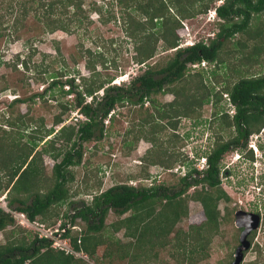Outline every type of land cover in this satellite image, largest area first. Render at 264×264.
Instances as JSON below:
<instances>
[{
    "label": "trees",
    "instance_id": "16d2710c",
    "mask_svg": "<svg viewBox=\"0 0 264 264\" xmlns=\"http://www.w3.org/2000/svg\"><path fill=\"white\" fill-rule=\"evenodd\" d=\"M86 1L0 0V7L5 4L2 9L5 14L10 15L16 7L20 9V13L12 22L13 32L22 27L23 19L27 15H32L42 23L44 32L53 33L60 30L72 34L85 29L91 23L89 15L93 11L98 12L100 20L104 22L102 9L93 3L85 10ZM213 2L214 0H113L109 3V11H119L125 17L124 32L133 43L132 59L139 68L144 66L145 69L136 75L127 87L117 86L112 84L116 75H102L97 69L98 67L108 70L111 66L117 69L115 60L108 61L106 56L91 48H84L83 44L79 43L76 46V56L83 60L88 75H79L78 83L74 82V78L60 82L58 76L53 75L49 77L51 81L48 86L36 97L43 98L44 94L53 88L58 86L62 90L66 85L68 89L64 93L74 94V107L83 115L84 121L60 128L57 136L46 140L48 146L38 153L35 149L44 137L53 132L52 129L35 127L32 129L33 133L28 136V143L23 144V132L28 127L24 120L25 113L20 112L15 119L8 116L1 122L0 132L5 139H0V173H4L6 182L0 183V192L8 191L7 206L12 211L23 213L30 221H35L38 217L46 219L52 207L65 202L69 198L68 168L80 164L83 155L82 144L101 138L105 120L112 119L114 114L111 113L124 103L139 105V115L144 112L138 125L139 136H135L133 142L144 139L152 144V150L146 153L144 159L146 165H160L171 169L177 161L172 151L181 141L176 134L177 122L173 120L181 116L198 115L197 110L204 102L209 101L210 96L217 102L224 92L227 93L235 113L231 118L223 114L219 119L224 121V126L234 129L235 136L227 140L216 138L206 155L207 167L202 172L191 169L185 173L180 178L179 189L154 184L141 188L127 184L114 185L96 194L89 204L81 202V206L73 207L75 214L70 217L71 222L80 218L86 223L81 244H77L76 237L71 242L75 251H83L89 258L93 257L101 246H105L104 259L111 264L116 259L133 264L141 258L144 262L140 264H145L148 260L157 259L159 250L167 248L175 264H197L206 257L212 236L217 232L221 221L229 215L226 210L225 215L221 217L218 209L219 202L227 203L230 200L221 188L220 161L228 151L246 148L248 138L258 134L264 127V74L240 76L233 83L224 80L228 82L221 87L220 92L213 95L205 89L201 74L190 76L196 85L187 79L188 64L202 61L221 63L225 53L224 47L234 36L246 35V40H264V23L255 24L254 31L252 27L256 23H253L254 20L258 23L259 18L264 16V0H223L215 8L220 20L215 38L207 45L198 42L192 47L179 48L181 21L197 14H206ZM70 11L72 14L67 15ZM158 43H162L164 51L175 50V53L164 66L155 69L156 64H153V67L149 61L155 56ZM236 44L243 50L246 46L241 39ZM252 48L253 55L244 54L243 57L248 61L245 63L247 67L252 65L255 55L262 53L263 46L256 44ZM34 53L35 50L31 48L26 59L23 57L19 60V56H16L15 60L19 61L26 71H37V66L33 65V69L28 66V59H31ZM72 59L76 63V59ZM63 64L66 65L64 60ZM231 69L239 73L235 67ZM221 79L223 78L212 74L213 83L219 84ZM178 82L184 85L176 89L173 85ZM200 89H204V93L197 95ZM169 91L174 94L175 100L165 104L164 111H158L155 106V113L143 109L144 100ZM98 92L102 93L100 98ZM87 98H90L89 102ZM22 103V99L14 98L9 107L13 108ZM59 106L62 114L55 118V125L63 122L62 115L67 112V105ZM216 115L214 112L213 116ZM162 121H166V124H162ZM144 126L150 127L148 133L143 132ZM166 130H170L167 139L159 140L158 133L167 132ZM57 140L69 147L55 148ZM42 153L49 154L54 161L61 157L53 164L50 178L44 175ZM247 157L253 159L251 150ZM139 177L148 179L149 174L144 172ZM198 186L200 189H196ZM191 187L195 190L190 194V198L200 203L205 220L198 225L189 226L187 231H175L177 223L188 214L187 202L182 200V196ZM109 212L118 219L106 225L105 219ZM128 212L131 213L121 218ZM14 224V217L0 208V231H5L7 227L13 228ZM120 230L124 231V236L130 241L124 244L114 237ZM103 231L106 234H103ZM255 232L251 234V240ZM9 236H6L7 243L0 246V264H86L71 254L52 250L49 239L34 236L27 242L24 238L14 239ZM67 236L68 232L63 235L64 238ZM260 253L261 250L258 249V257Z\"/></svg>",
    "mask_w": 264,
    "mask_h": 264
},
{
    "label": "rangeland",
    "instance_id": "374dc122",
    "mask_svg": "<svg viewBox=\"0 0 264 264\" xmlns=\"http://www.w3.org/2000/svg\"><path fill=\"white\" fill-rule=\"evenodd\" d=\"M112 1L87 0L84 3V9L88 10L89 5L94 3L96 7L102 9L104 14L102 20L104 22L100 20L99 13L93 11L89 15L91 23L88 26L85 25V29L78 30L72 34L60 30L53 33L44 32L42 23L38 22L32 15H27L23 19L22 27L17 32H13L11 28L12 22L14 17L20 13V9L16 7L10 15V13L5 14L2 9L5 4L0 7V124L8 116L15 119L20 112L25 113L24 120L28 127L23 132V144L28 143V136L33 133L32 129L35 127L39 128L42 126L46 129H52L53 132L48 137H44L43 141L38 144L35 149L37 153L43 147L48 146L45 141L51 140L55 135L57 136L56 133L60 128L84 121L83 115L74 107V94L64 93L68 89L66 85L62 88L63 93L57 86L52 91L44 94L43 98L36 97L48 86L51 81L49 77L53 75L58 76L60 82L74 78L76 83H78L77 78L79 75H88L83 60L81 57L76 56V46L79 43H82L84 48H91V50L104 55V57L106 56L108 61L115 60L118 66L117 69L112 66L108 70L98 67L97 69L101 71L102 75H116V80L119 83L113 82L112 84L117 86L127 87L132 79L145 69L144 66L139 68L140 66L135 64L132 59V56H134L133 43L124 32L123 23L125 17L119 11H109V3ZM221 1L223 0H214L209 10H213ZM71 14L72 11L67 15ZM204 15L202 13L197 14L192 18L181 21L182 30L180 28V34H185L187 30L190 33V37H195L196 41L200 40L208 43L212 40L208 36L217 34L219 23L209 22L211 20ZM255 21L256 23H254ZM253 23L254 31L256 29L254 27L255 24L258 25L260 23L261 25L264 23V16L259 18L258 23L257 20H254ZM188 38V36H185V39ZM240 39L241 42L246 44L244 50L243 48L239 49L236 44ZM246 39V35H236L230 39L224 47L223 61L221 63H209L207 70H191L187 65V79L194 82V79L190 76L201 74L204 86H206L205 89L209 90L211 95H213L220 92L221 87L226 82L233 83L240 76L263 75L264 40L261 42L260 39ZM256 44L263 46L262 53L258 56L255 55L251 62L252 65L247 67L245 63H248V61L243 58L244 54L253 55L252 47ZM31 48L35 50V53L31 59H28V66L30 68L33 65L37 66V71H26L20 62L15 60L16 56H19V60H22L23 57L26 59ZM181 48L184 49L185 47ZM174 53L175 50L164 51L162 43H158L156 54L149 63L151 65L156 64L155 69H158L164 66ZM72 58L76 59V63L73 62ZM63 60L66 65L63 64ZM232 67H235V70H238L239 73L232 71ZM213 73L223 78L219 80V84L213 83ZM194 84L196 85L195 82ZM183 85L184 83L178 82L173 86L178 89ZM203 93L204 89H200L197 95ZM98 96L100 98L102 93L98 92ZM220 96L221 99L217 102H214V97L210 96L209 101L204 102L202 107L197 110L198 115L181 116L179 119L173 120L177 122L176 134L179 135L181 141L178 142L172 151L177 161L171 169H165L160 165H146L144 159L146 153L152 150V144L144 139L138 140L137 143L133 142L134 137L139 136L138 125L140 124L141 116L144 114V112L140 115L138 114L141 109L140 106L130 103H124L122 107L117 106L114 112L111 113L114 114L112 119L107 118L104 122L102 137L83 143L81 146L83 155L80 164L68 168V178L70 179L67 184L69 198L62 204L52 207L46 219L38 217L35 221L44 225L45 230L50 229L53 232L58 228L57 225L59 223L61 224L59 229H62L63 224L66 225L67 221H71L70 217L75 214L73 207L81 206V202L89 204L96 194H100L114 185L127 184L136 188L150 186L149 182L144 181L146 179L139 177L144 172L149 174V177L151 175L156 177L152 181V184L156 186L164 185L169 188L177 187L176 189H179L180 178L184 173L195 169L201 158H206L217 137L227 140L235 136L234 129L224 126L222 124L224 121L219 119L223 114H227L230 117L231 108L226 98L228 96L227 93L222 92ZM14 98L22 99L23 103L10 108L9 104ZM86 100L87 102L90 101L89 98ZM174 100L175 96L170 91L161 93L144 100L143 109H148L150 112L155 113L153 109L155 106L158 111H164L165 104H169ZM59 104L67 105V112L62 115L63 122L55 125V118L62 114ZM214 112L217 113L216 116H213ZM161 123L165 125L166 121ZM149 130L150 127H143V132H149ZM129 131L130 133L128 134L127 132ZM166 131L158 133L157 137L159 140L165 141L167 139V133L170 130ZM0 137V139H5L2 132H0ZM54 146L57 149L69 147L62 144L59 140L55 141ZM250 146L258 147L257 158L252 150L253 159L247 157ZM41 159L44 175L50 178L53 164L58 162L61 157L54 161L49 154L42 153ZM220 168L221 188L229 196L230 200L227 203L219 202L218 209L221 217L225 215L226 210H228L229 215L221 221L217 232L212 236L206 250V257L197 264H230L233 262L234 253L240 244L239 237L242 231V229H238L235 226V213L237 211L259 213L261 216L259 228L255 230L252 240L251 234L253 232L247 237L250 248L244 252L241 264H264V127L258 134H253L248 138L246 148L225 153L220 161ZM4 182H6V176L4 173H0V183L4 184ZM196 189H200V186ZM194 190L191 187L182 196V200L187 202L188 214L177 223L175 231L179 229L187 231L189 226L198 225L205 220L200 203L190 198V194ZM7 192L5 190L0 192V208L9 212L11 208L7 206ZM130 213H126L121 218L127 217ZM117 219L118 217L109 212L105 219V224L109 225ZM20 222L21 220L17 218L13 228L7 227L5 231H0V246L7 243L6 236L8 234L10 238H24L27 242L31 241L34 236L38 237V233L36 234L34 229L23 227ZM71 223L78 225L82 231L69 230L70 240L74 237L81 238L86 228V223L83 220L81 221L80 218H76ZM102 233L106 234L104 231ZM123 233L124 231L120 230L114 237L125 244L130 239L126 238ZM63 238V236H55L54 233V241L61 244L64 240ZM54 241L51 240V243ZM70 246L73 248L71 241ZM50 248L56 250L52 247ZM258 249L261 250L260 257L257 255ZM104 250L105 246L98 247L94 256L88 257V260L83 259L82 256L84 254L81 252H76L77 254L73 255V257L83 260L86 264H111L108 263L107 259H104ZM63 252L66 254L65 251ZM141 262H144L142 258L136 260L133 264H140ZM164 263H176L169 256L168 248L159 250L157 259L148 260V263L145 262V264ZM113 264L128 263L125 260L116 259Z\"/></svg>",
    "mask_w": 264,
    "mask_h": 264
},
{
    "label": "built area",
    "instance_id": "2783aa9c",
    "mask_svg": "<svg viewBox=\"0 0 264 264\" xmlns=\"http://www.w3.org/2000/svg\"><path fill=\"white\" fill-rule=\"evenodd\" d=\"M220 4H217V6ZM205 17H207L208 19H210L211 21L209 22H215V21H220L217 17H216V12L215 9L213 10H208L206 12V14L204 15ZM185 35H189V32L186 30L185 34H181V36H185ZM214 36V34H213ZM195 41L194 40H186L184 42H182V45H191L193 44ZM190 68L192 70H196L197 68L200 67H206V62H201L200 64H190L189 65ZM90 99V98H89ZM207 167L206 164V160L202 159L200 162H198V164L196 165V168L200 171L204 170ZM170 171V170H169ZM185 175V173L183 174V176ZM155 176H150L148 179L144 180L145 182H149V185H152V181L155 179ZM8 213H10L15 220H17V218H19L21 220L20 225L26 226V228L28 229H34L36 231V234L38 233V238H45V239H50V241H54V233L55 236L58 235V237H62L65 233H67L68 230H77L80 231V227L76 224H72L71 221H67L66 225L62 228L59 229V227L61 226V224L59 223L57 225L58 228H56L53 232L50 229L45 230L44 225L42 224H38L36 221H30L27 216L23 213H19V212H15L10 210ZM60 231V232H59ZM63 242L60 244V242L54 241L51 243V247L54 249H58V250H62L65 251L66 253L69 254H74V251L72 249V246H70V238L69 237H65L63 238ZM69 245H68V243ZM78 243H80V240L77 241ZM84 259H88L87 255H83L82 256Z\"/></svg>",
    "mask_w": 264,
    "mask_h": 264
},
{
    "label": "water",
    "instance_id": "95a60500",
    "mask_svg": "<svg viewBox=\"0 0 264 264\" xmlns=\"http://www.w3.org/2000/svg\"><path fill=\"white\" fill-rule=\"evenodd\" d=\"M261 216L256 213L237 211L235 213V226L242 229L239 237V246L234 253V260L230 264H241L244 252L249 250L250 243L247 239L250 233L259 228Z\"/></svg>",
    "mask_w": 264,
    "mask_h": 264
},
{
    "label": "clouds",
    "instance_id": "9594fccd",
    "mask_svg": "<svg viewBox=\"0 0 264 264\" xmlns=\"http://www.w3.org/2000/svg\"><path fill=\"white\" fill-rule=\"evenodd\" d=\"M221 3H222V1H221ZM220 3V4H221ZM219 6V5H218ZM218 6H216V7H218ZM215 7V8H216ZM214 8V9H215ZM216 12V11H215ZM216 17L218 18V16H217V14H216ZM215 22H219V21H215ZM215 22H211V23H215ZM185 36H187V35H185ZM185 36H181V39H180V41H179V48H181V47H185V48H187V47H192V46H194L195 44H197L198 42H202V41H196V38L195 37H190V33H189V35H188V39H185ZM208 37H210V38H214L215 37V35L214 36H208ZM186 40H194L195 42L193 43V44H191V45H182V42H184V41H186ZM203 44H205V45H207L208 43L207 42H202ZM202 62H206V61H202ZM201 63V62H200ZM200 63H197V64H200ZM190 64H188V67L190 68V66H189ZM208 67H209V63L208 62H206V67L204 68V67H200V68H197V69H205V70H207L208 69ZM196 69V70H197ZM192 70V69H191ZM117 82V80H115V83ZM226 98L228 99V97L226 96ZM228 103H229V105H230V113H229V115H230V117H232L233 115H234V113H235V110H234V107H233V105L228 101ZM251 147V146H250ZM250 150H252L253 151V153L255 154V157L257 158V153H258V147H251L250 148ZM202 159H205L206 160V158H201L198 162H200ZM251 161H253V160H251ZM206 163H207V160H206ZM195 169L197 170V171H199V172H202V171H200V170H198L196 167H195ZM69 231V230H68ZM67 231V232H68ZM82 230H80V231H78V232H81ZM67 237H69L70 238V236L68 235ZM78 240H80V243H78L77 242V244L78 245H80L81 244V238H77V241ZM71 241V240H70ZM73 249V248H72ZM73 251H74V249H73ZM77 251H74V254H71V255H76L77 253H76ZM79 252H81L82 254H85L83 251H79ZM66 254H69V253H66ZM86 255V254H85ZM88 257V256H87ZM84 259V258H83ZM88 260V259H87Z\"/></svg>",
    "mask_w": 264,
    "mask_h": 264
},
{
    "label": "bare ground",
    "instance_id": "6f19581e",
    "mask_svg": "<svg viewBox=\"0 0 264 264\" xmlns=\"http://www.w3.org/2000/svg\"><path fill=\"white\" fill-rule=\"evenodd\" d=\"M116 83H119V82H116Z\"/></svg>",
    "mask_w": 264,
    "mask_h": 264
},
{
    "label": "flooded vegetation",
    "instance_id": "af4514ba",
    "mask_svg": "<svg viewBox=\"0 0 264 264\" xmlns=\"http://www.w3.org/2000/svg\"><path fill=\"white\" fill-rule=\"evenodd\" d=\"M250 213H253V212H250Z\"/></svg>",
    "mask_w": 264,
    "mask_h": 264
}]
</instances>
